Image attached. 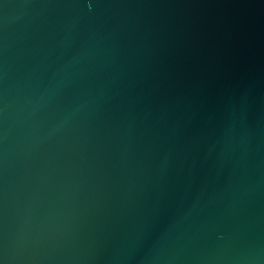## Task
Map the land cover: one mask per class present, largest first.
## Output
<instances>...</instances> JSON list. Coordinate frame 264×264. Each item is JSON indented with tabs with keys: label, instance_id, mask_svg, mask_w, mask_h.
<instances>
[{
	"label": "water",
	"instance_id": "obj_1",
	"mask_svg": "<svg viewBox=\"0 0 264 264\" xmlns=\"http://www.w3.org/2000/svg\"><path fill=\"white\" fill-rule=\"evenodd\" d=\"M0 264H264V0H0Z\"/></svg>",
	"mask_w": 264,
	"mask_h": 264
}]
</instances>
